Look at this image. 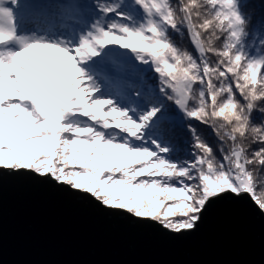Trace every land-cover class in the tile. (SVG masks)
Masks as SVG:
<instances>
[{
    "label": "snow or ice",
    "instance_id": "snow-or-ice-1",
    "mask_svg": "<svg viewBox=\"0 0 264 264\" xmlns=\"http://www.w3.org/2000/svg\"><path fill=\"white\" fill-rule=\"evenodd\" d=\"M246 9L0 0V175L54 181L175 235L224 198L264 214V20Z\"/></svg>",
    "mask_w": 264,
    "mask_h": 264
},
{
    "label": "water",
    "instance_id": "water-1",
    "mask_svg": "<svg viewBox=\"0 0 264 264\" xmlns=\"http://www.w3.org/2000/svg\"><path fill=\"white\" fill-rule=\"evenodd\" d=\"M0 264H264V214L224 198L175 235L54 181L3 173Z\"/></svg>",
    "mask_w": 264,
    "mask_h": 264
},
{
    "label": "trees",
    "instance_id": "trees-1",
    "mask_svg": "<svg viewBox=\"0 0 264 264\" xmlns=\"http://www.w3.org/2000/svg\"><path fill=\"white\" fill-rule=\"evenodd\" d=\"M247 10L254 11L253 24H255L257 21L264 20V0H248V9H246V11ZM187 46L190 49L192 47L190 43ZM256 115L258 118V114Z\"/></svg>",
    "mask_w": 264,
    "mask_h": 264
},
{
    "label": "rangeland",
    "instance_id": "rangeland-1",
    "mask_svg": "<svg viewBox=\"0 0 264 264\" xmlns=\"http://www.w3.org/2000/svg\"><path fill=\"white\" fill-rule=\"evenodd\" d=\"M61 63H62V61H61ZM50 67H51V73H52V77L50 79V82L60 83L61 81L59 79V75L63 71L62 67H59V68L56 67L55 62H53Z\"/></svg>",
    "mask_w": 264,
    "mask_h": 264
}]
</instances>
